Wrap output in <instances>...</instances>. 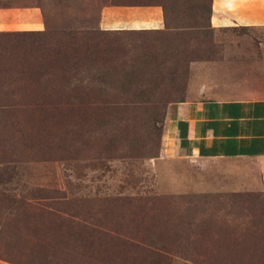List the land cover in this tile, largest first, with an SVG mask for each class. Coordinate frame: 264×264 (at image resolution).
I'll list each match as a JSON object with an SVG mask.
<instances>
[{
	"label": "rangeland",
	"instance_id": "rangeland-1",
	"mask_svg": "<svg viewBox=\"0 0 264 264\" xmlns=\"http://www.w3.org/2000/svg\"><path fill=\"white\" fill-rule=\"evenodd\" d=\"M108 1L0 0L44 25L0 30V260L264 264V188L164 151L178 102L264 97V25L213 27L211 0H112L161 4L165 26L104 31Z\"/></svg>",
	"mask_w": 264,
	"mask_h": 264
},
{
	"label": "crops",
	"instance_id": "crops-1",
	"mask_svg": "<svg viewBox=\"0 0 264 264\" xmlns=\"http://www.w3.org/2000/svg\"><path fill=\"white\" fill-rule=\"evenodd\" d=\"M209 19L213 27L264 25V0H211ZM96 25L104 31L160 30L165 11L155 2L110 0L98 8ZM43 26L36 7H0V30ZM164 137L165 152L237 162L239 185L264 188V97L180 101L166 119Z\"/></svg>",
	"mask_w": 264,
	"mask_h": 264
}]
</instances>
